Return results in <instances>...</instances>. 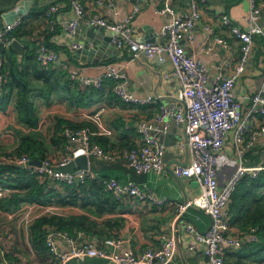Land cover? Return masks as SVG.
I'll use <instances>...</instances> for the list:
<instances>
[{"label":"crops","instance_id":"crops-1","mask_svg":"<svg viewBox=\"0 0 264 264\" xmlns=\"http://www.w3.org/2000/svg\"><path fill=\"white\" fill-rule=\"evenodd\" d=\"M82 0L88 16L102 15L111 22H122L135 8L137 13L132 20V29L137 38L159 41L163 37L164 26L173 18L182 14L190 7V0H171L173 12L161 13L163 0ZM58 2L60 9L55 12L53 19L55 29L49 30V20L46 16L35 14L29 17L33 7L49 8L51 3ZM202 18L195 28V38L191 42H184L188 55L199 58L209 68L210 79L218 75H229L238 64L241 56L242 41L231 34L221 19L220 12H226L233 20L248 27L246 16L250 13L249 0H204L200 3ZM37 13V11H36ZM21 16L22 25L30 29L31 34L20 40L24 47V56L34 54L35 47L43 40L51 44V48L62 54V60L56 65L67 68L68 72L77 70L84 75H94L102 72L108 64H115L125 71L128 86L138 93L158 95L157 101L144 105H132L122 102L118 97L105 96L89 108L70 106L66 98L53 94L50 101L43 95L36 93L35 102L40 115V122L36 129L28 128L18 122L14 102L7 103L0 108V161L11 162L9 155L20 144L19 130L40 133L45 143L52 147V157L60 158L64 149L52 145L50 138L56 118H66L72 121L90 122L92 126H99L93 116L99 113L101 123L110 133L98 134L108 137L106 146L109 152L116 151L126 141L133 147L140 143V135L134 134L128 128L139 124L142 120L150 119L159 111V106L169 104L179 88L178 78L167 73L161 66L149 63L144 55L133 57L129 48L117 47L111 41L105 40L109 31L97 29V34L91 36V27L81 25L77 36H72L66 29V23L74 16L64 0H0V26ZM205 25L211 26L214 32L224 37L230 44V49L214 43L208 38ZM87 42L88 48L74 49L76 40ZM253 44V54L247 67L246 74L236 84V99L244 112L250 93L259 86L264 68V44L257 38ZM23 66V65H22ZM108 92V89L105 91ZM114 93V92H113ZM115 95V94H114ZM91 115V116H90ZM158 123L163 128L160 137L166 144L164 160L166 167L160 174L155 172L137 173L130 167L123 157L106 161L92 155L88 157L92 175H106L116 177L121 182L134 181L151 187L154 192L165 201L154 204L140 201L129 196L120 197L121 200L113 207L105 203V212L94 215L79 205H41L38 203L22 202L18 208H12L8 200L15 192L14 189L0 185V202L6 199L11 210H4L0 206V243L12 245L6 258L14 264H55L47 250L39 252L33 238L32 226L41 216L58 214L64 217H74L90 214L95 220L94 230H76L75 235L82 234L85 240H93L108 251H120L129 246L137 252L154 249L161 245L162 234H174L177 240V250L174 258L168 264H208L201 244L196 243L185 228V222H192L205 231L210 225V216L197 207H189L178 216L176 204L193 198L200 193L199 183L194 178H176L171 172L175 163H186L189 160V150L183 128L174 121L168 120ZM258 124V121H256ZM42 126H47L46 131ZM166 126V128H165ZM49 129L51 130L49 132ZM97 131H100V126ZM138 133V132H137ZM264 157V138L249 151L245 160L257 164ZM92 177V176H90ZM264 187L258 188L242 181L232 197L230 204L231 234L240 235L244 239L242 248L226 247L223 254L226 264H264ZM251 227H257L259 240L251 242L249 232ZM13 228V235L9 232ZM51 229H58L52 227ZM261 229V230H260ZM60 230V229H58ZM65 231V230H63ZM260 231V232H259ZM121 240L120 247H113L105 243V239ZM190 245L193 248H190ZM63 249L66 246L62 245ZM6 256V257H5ZM10 256V257H9ZM101 257H88L84 260L71 258L68 264H105Z\"/></svg>","mask_w":264,"mask_h":264},{"label":"built area","instance_id":"built-area-1","mask_svg":"<svg viewBox=\"0 0 264 264\" xmlns=\"http://www.w3.org/2000/svg\"><path fill=\"white\" fill-rule=\"evenodd\" d=\"M64 1L74 14L65 25V29L72 36L78 35L81 25L108 30L112 33L113 45L129 48L133 57L144 55L149 63L161 66L165 71L170 70L166 72L178 78L179 88L169 104L162 103L152 118L139 122L137 132L140 143L135 147L109 152L93 142L94 134L111 132L103 126L99 113H96L93 118L100 126L98 132H93L88 126L65 128L64 134L69 143L65 147V154L60 158H45L40 165L32 164V160L25 155L15 158L14 161L25 165L33 173L70 185L84 182L87 177L93 176L89 167L73 171L58 170L81 155H95L107 161L123 157L137 173L160 174L166 167V144L159 135L163 128L158 123L166 125L168 120H172L183 128L190 156L186 163H175L171 172L178 179L194 178L200 186L198 195L176 204L178 216L183 215L189 207H197L210 216L211 222L205 231L187 221L185 228L193 240L201 244L208 264H226L223 254L225 246L240 249L245 244L242 236L229 232L232 197L244 179H257L264 172V157L257 164L245 160L246 154L264 138V68L261 82L249 94L244 112L235 94L237 82L247 72L255 39L260 37L264 40V0H249L250 13L246 16L248 27L237 24L226 12H220L222 23L230 29L231 34L242 41L241 56L229 75H218L212 80L208 66L199 58L188 55L184 43L195 38V28L202 18L200 3L204 0H190V8L164 26L161 35L163 38L159 41L135 36L131 23L138 11L137 6L124 21L111 22L102 15L88 16L82 0ZM170 1L163 0L161 13L173 12ZM59 9L58 2L51 3L47 9L46 17L52 29L56 26L53 15ZM22 19L18 16L0 26V44L5 48L11 46L14 39L9 34L21 25ZM205 29L208 38L212 40L207 48L210 49L214 43H218L230 49L229 42L217 35L211 26L205 25ZM73 47L81 49L83 43L77 39ZM35 55L39 63L44 65L57 64L62 60V54L44 42L38 43ZM3 64L4 59L0 56V90L4 81ZM69 73L73 80L84 87L101 88L106 78L113 79L114 93L127 104L144 105L157 101L159 97L131 90L125 71L115 64H108L102 72L94 75H84L77 70ZM103 183L106 191L119 198L129 196L154 204L165 201L151 187L134 181L121 182L116 177H107ZM249 240H259L257 227L250 228ZM104 242L116 248L121 245V240L114 238L105 239ZM45 243L55 258V264H68L71 258L84 260L88 257L104 258L105 264H168L177 250L174 234H162L159 247L142 252L135 251L131 246L120 251H108L98 242L85 240L81 233L73 236L58 229L47 232ZM190 248L193 246L190 245ZM0 253L3 256L4 250L0 249ZM3 264L12 263L3 257Z\"/></svg>","mask_w":264,"mask_h":264},{"label":"trees","instance_id":"trees-1","mask_svg":"<svg viewBox=\"0 0 264 264\" xmlns=\"http://www.w3.org/2000/svg\"><path fill=\"white\" fill-rule=\"evenodd\" d=\"M46 12L47 8L35 5L33 11L27 18L35 14L46 16ZM22 24L9 34L10 37L22 40L31 34V30L25 29ZM48 29L56 30L55 28L50 29L49 27ZM257 40L259 43L264 44L262 38L258 37ZM42 42L51 48V44L47 40H43ZM36 48L37 46L35 50ZM0 56L4 59V81L0 90V108L13 101L17 111L18 122L28 128L36 129L41 119L35 102L37 92L39 95L46 97L48 102L53 94L61 95L68 100L70 106L77 108H89L101 101L105 96H111V94L118 97L113 93L115 81L111 78H106L101 88L84 87L71 78L70 73L66 70L67 68L59 67L53 63L45 65L39 63L35 52L29 55L28 59L25 57V61H22V68H20L17 53L12 46L5 48L0 44ZM106 89H108L107 93L105 92ZM87 126L93 132H98L99 126L96 124L92 126L90 122H75L66 118L57 117L56 123L53 126L50 142L52 145L64 149L63 154H65V147L69 143L68 137L64 134L65 128L77 129ZM128 130L134 134H138L137 127L135 126L128 128ZM18 133L20 134V144L8 156L13 161H0V185L15 190L8 200L12 208H18L22 202L38 203L41 205H79L92 214L98 215L106 211L103 208L105 203L113 207L121 200V198L114 196L110 191L105 190L103 180L110 176L95 174L92 177H87L84 182L70 185L63 181L53 180L49 176L33 173L28 168H23L14 161L15 158L25 155L31 160L53 159L52 147H49L45 143L40 133H35L34 131L24 132L23 130H19ZM92 140L101 145L105 151H110L106 146L108 137L94 134ZM133 144L130 141H126L116 151L124 147L131 148ZM244 181L258 188L264 187V172L257 179H244ZM0 206L4 210H11L10 206L6 203V199L1 200ZM52 227H57L60 230H65L69 234L76 236V230H94L96 222L91 218L90 214L86 213L69 218L58 214L37 218L32 226L33 238L37 244V250L39 252L47 250L55 262L53 254L45 243V236L48 229ZM9 232L14 237L13 228ZM11 247L12 245H9V243H0V249L6 251L5 255H9ZM11 263L14 264L13 262ZM0 264H3L1 253Z\"/></svg>","mask_w":264,"mask_h":264},{"label":"water","instance_id":"water-1","mask_svg":"<svg viewBox=\"0 0 264 264\" xmlns=\"http://www.w3.org/2000/svg\"><path fill=\"white\" fill-rule=\"evenodd\" d=\"M97 29L102 30L101 27H96V26L91 27V29L89 30L91 36H95L97 34ZM108 33H109V35L105 37V40L111 41L112 33L110 31ZM147 40L153 41V39H149V38H147ZM82 43H83L82 48L87 49L89 44L87 42H82ZM11 46L16 51L17 59H18V62L20 63V68H22V60H23V56H24V47H23L22 42L19 39H14L12 41ZM31 163L36 164V165H40L41 160L34 159L31 161ZM21 166L23 168H25V165H21ZM88 167H89L88 157L85 155H81V156H78L77 158H75L68 165L58 168V170L73 171L74 169H77V168H88Z\"/></svg>","mask_w":264,"mask_h":264},{"label":"rangeland","instance_id":"rangeland-1","mask_svg":"<svg viewBox=\"0 0 264 264\" xmlns=\"http://www.w3.org/2000/svg\"><path fill=\"white\" fill-rule=\"evenodd\" d=\"M42 128H43L44 131H46L47 126H42ZM50 131H51V130L49 129V132H50ZM51 133H53V132L51 131ZM263 197H264V195H263Z\"/></svg>","mask_w":264,"mask_h":264}]
</instances>
